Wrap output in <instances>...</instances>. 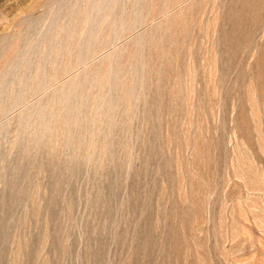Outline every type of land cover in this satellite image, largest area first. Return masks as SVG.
Here are the masks:
<instances>
[{"label": "rangeland", "instance_id": "obj_1", "mask_svg": "<svg viewBox=\"0 0 264 264\" xmlns=\"http://www.w3.org/2000/svg\"><path fill=\"white\" fill-rule=\"evenodd\" d=\"M0 264H264V0H0Z\"/></svg>", "mask_w": 264, "mask_h": 264}]
</instances>
